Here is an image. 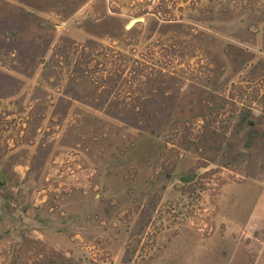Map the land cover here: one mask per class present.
Instances as JSON below:
<instances>
[{"label":"rangeland","instance_id":"rangeland-1","mask_svg":"<svg viewBox=\"0 0 264 264\" xmlns=\"http://www.w3.org/2000/svg\"><path fill=\"white\" fill-rule=\"evenodd\" d=\"M262 96L264 0H0V264H264Z\"/></svg>","mask_w":264,"mask_h":264},{"label":"trees","instance_id":"trees-1","mask_svg":"<svg viewBox=\"0 0 264 264\" xmlns=\"http://www.w3.org/2000/svg\"><path fill=\"white\" fill-rule=\"evenodd\" d=\"M158 10H159V7L156 8L153 13H156ZM77 50L78 51L80 50L79 55L76 54ZM102 51H103L102 52V54H103V60L102 61L101 60H95V59H89L88 55H87L88 52H87L86 48H84V47H82V48L79 47V49H78L76 46L73 54L75 56H78L77 64L81 69H83L85 71H90V72L94 73L93 71L95 69V70H98L101 72H107L110 74L112 72V73H114L115 76L121 75V73H122V70H120L121 65L118 64V62L120 61L119 56H118L119 54L114 52V50H112V49L106 50L105 48H103ZM93 61L95 62L94 65L91 68H88V65ZM242 89H243V87H240L239 90H242ZM240 93H244V92L240 91ZM241 95H243V94H241ZM258 98H259V91L257 90L256 92H253L251 94V97L249 100L252 102H255V101H257ZM262 99H264V96H262ZM249 114L250 113L248 110L242 112V115L240 116L239 121L236 124L237 130L242 127L243 123L247 120V117L249 116ZM256 135L257 134L255 132H251L250 137H253ZM207 166L208 165L206 163L199 162L197 165V169H201V168L203 169V168H206ZM209 175L210 174H205L204 177H207ZM186 192H187L186 190L183 191V193H185V194H186Z\"/></svg>","mask_w":264,"mask_h":264},{"label":"water","instance_id":"water-1","mask_svg":"<svg viewBox=\"0 0 264 264\" xmlns=\"http://www.w3.org/2000/svg\"><path fill=\"white\" fill-rule=\"evenodd\" d=\"M144 18H139V19H132L128 22V24L125 26L126 30H129L133 25H135L136 23L139 22H143ZM188 180H184V182L186 183Z\"/></svg>","mask_w":264,"mask_h":264}]
</instances>
